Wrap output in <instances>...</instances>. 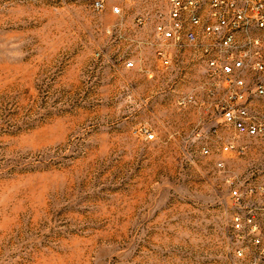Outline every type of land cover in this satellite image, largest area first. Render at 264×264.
I'll return each instance as SVG.
<instances>
[{"label": "rangeland", "instance_id": "374dc122", "mask_svg": "<svg viewBox=\"0 0 264 264\" xmlns=\"http://www.w3.org/2000/svg\"><path fill=\"white\" fill-rule=\"evenodd\" d=\"M94 2L0 0V264H240L215 149L240 174L264 138L202 105V63L157 69L167 0Z\"/></svg>", "mask_w": 264, "mask_h": 264}, {"label": "built area", "instance_id": "2783aa9c", "mask_svg": "<svg viewBox=\"0 0 264 264\" xmlns=\"http://www.w3.org/2000/svg\"><path fill=\"white\" fill-rule=\"evenodd\" d=\"M94 8L102 10L103 0H95ZM111 9L120 11L117 5ZM154 37L157 69L181 74L188 65L202 63V105L211 103L220 125L237 136L264 138V117L251 108L254 99L264 98V0H167L156 13ZM133 65V59L126 61L127 67ZM144 74L152 78L154 71L145 69ZM192 100L182 96L177 105ZM144 134L153 138L148 130ZM237 139L221 141L215 149V165L228 186L227 234L240 264H264V165L231 174L227 160L246 153ZM201 151L208 155L212 149L203 146Z\"/></svg>", "mask_w": 264, "mask_h": 264}, {"label": "crops", "instance_id": "0c3cea01", "mask_svg": "<svg viewBox=\"0 0 264 264\" xmlns=\"http://www.w3.org/2000/svg\"><path fill=\"white\" fill-rule=\"evenodd\" d=\"M251 106L252 110L260 115L264 112V103L258 99H254Z\"/></svg>", "mask_w": 264, "mask_h": 264}]
</instances>
